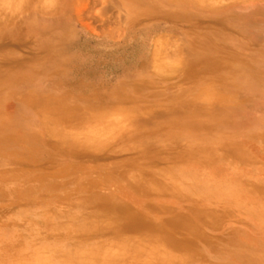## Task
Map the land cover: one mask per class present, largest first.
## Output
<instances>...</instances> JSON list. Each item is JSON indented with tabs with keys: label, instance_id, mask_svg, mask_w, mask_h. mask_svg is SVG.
<instances>
[{
	"label": "rangeland",
	"instance_id": "obj_1",
	"mask_svg": "<svg viewBox=\"0 0 264 264\" xmlns=\"http://www.w3.org/2000/svg\"><path fill=\"white\" fill-rule=\"evenodd\" d=\"M19 1L0 264H264V0Z\"/></svg>",
	"mask_w": 264,
	"mask_h": 264
},
{
	"label": "bare ground",
	"instance_id": "obj_2",
	"mask_svg": "<svg viewBox=\"0 0 264 264\" xmlns=\"http://www.w3.org/2000/svg\"><path fill=\"white\" fill-rule=\"evenodd\" d=\"M2 1H6V0H2ZM11 1V0H10ZM18 1V0H17ZM45 1V0H44ZM47 2H48V0H46ZM136 1V0H135ZM13 2H15V1H13ZM26 2V0H20L19 2H17V3H15L14 5L12 4V3H10L11 4V6L13 5V7H14V9L16 10V9H18L19 7H22V5H23V3H25ZM50 2H53V1H50ZM7 3V2H6ZM43 3V2H42ZM29 3H28V1H27V5H28ZM8 4H6L5 6H7ZM47 5V4H46ZM1 6V5H0ZM43 6H45L44 4H43ZM42 6V7H43ZM1 8V7H0ZM12 8V7H11ZM10 8V9H11ZM3 9V8H2ZM9 9V11H11ZM4 11V10H3ZM7 13V12H6ZM10 13V12H9ZM9 13H7L8 15H9ZM13 13H16V12H13L12 11V14H10V15H13ZM18 15V14H17ZM3 18H4V16H3ZM18 18V17H17ZM16 18V19H17ZM1 19H2V17H1ZM18 20V19H17ZM1 21V20H0ZM9 24V23H8ZM15 24V23H14ZM211 63H210V68H212V67H216L217 66V64H216V62H212V61H210ZM213 64V65H212ZM19 65V64H18ZM17 65V66H18ZM174 71V70H173ZM169 72H171V71H169ZM49 113V112H48ZM72 113L74 114V115H76V116H80V112H78V111H72ZM71 113V114H72ZM71 114H69V115H71ZM85 117V116H84ZM88 118V117H87ZM90 118V117H89ZM182 124H181V127H185V128H188V127H196L197 125L196 124H194V123H190L189 125L187 124V122H185V121H183V122H181ZM58 124H59V122H58ZM178 124V123H177ZM173 126V125H172ZM176 127H177V125H176ZM162 129V128H161ZM165 129V128H164ZM164 129H162V130H164ZM3 131V128L0 126V132H2ZM165 131V130H164ZM167 132V131H166ZM165 132V133H166ZM3 133V132H2ZM169 133V132H168ZM171 135H172V133H170ZM167 135V134H166ZM8 135L7 134H0V145L1 144H3L4 142H9V143H11V141H13L12 139H9L8 137H7ZM173 136V135H172ZM129 214V213H128ZM115 215H117V221L119 222H123V221H125V219H127V220H130V224H132V223H134L135 224V221L137 220V218H135L134 216H127V211H124V210H121V211H117V214H115Z\"/></svg>",
	"mask_w": 264,
	"mask_h": 264
}]
</instances>
